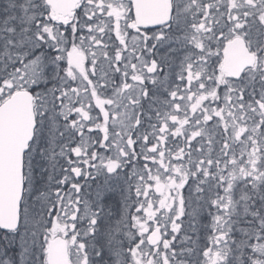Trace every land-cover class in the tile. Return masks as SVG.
<instances>
[{
  "label": "snow or ice",
  "instance_id": "1",
  "mask_svg": "<svg viewBox=\"0 0 264 264\" xmlns=\"http://www.w3.org/2000/svg\"><path fill=\"white\" fill-rule=\"evenodd\" d=\"M0 264H264V0H0Z\"/></svg>",
  "mask_w": 264,
  "mask_h": 264
},
{
  "label": "trees",
  "instance_id": "2",
  "mask_svg": "<svg viewBox=\"0 0 264 264\" xmlns=\"http://www.w3.org/2000/svg\"><path fill=\"white\" fill-rule=\"evenodd\" d=\"M110 199L115 201L117 198L114 197V193H109Z\"/></svg>",
  "mask_w": 264,
  "mask_h": 264
},
{
  "label": "rangeland",
  "instance_id": "3",
  "mask_svg": "<svg viewBox=\"0 0 264 264\" xmlns=\"http://www.w3.org/2000/svg\"><path fill=\"white\" fill-rule=\"evenodd\" d=\"M111 202H112L113 204H115L117 201L115 202V201L111 200Z\"/></svg>",
  "mask_w": 264,
  "mask_h": 264
},
{
  "label": "flooded vegetation",
  "instance_id": "4",
  "mask_svg": "<svg viewBox=\"0 0 264 264\" xmlns=\"http://www.w3.org/2000/svg\"><path fill=\"white\" fill-rule=\"evenodd\" d=\"M95 186H93V188H94Z\"/></svg>",
  "mask_w": 264,
  "mask_h": 264
}]
</instances>
